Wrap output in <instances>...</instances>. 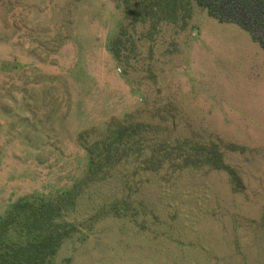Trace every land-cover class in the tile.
I'll use <instances>...</instances> for the list:
<instances>
[{
	"label": "rangeland",
	"instance_id": "374dc122",
	"mask_svg": "<svg viewBox=\"0 0 264 264\" xmlns=\"http://www.w3.org/2000/svg\"><path fill=\"white\" fill-rule=\"evenodd\" d=\"M194 1L188 19L177 8L149 34L126 0H0V218L69 188L86 169L79 135L94 140L146 105L114 61L116 39L132 67L159 75L139 89L168 108L174 136L217 146L239 178L233 188L224 170L199 168L150 180L146 221L137 211L124 228H77L53 264H264V50L239 18L219 22Z\"/></svg>",
	"mask_w": 264,
	"mask_h": 264
},
{
	"label": "trees",
	"instance_id": "16d2710c",
	"mask_svg": "<svg viewBox=\"0 0 264 264\" xmlns=\"http://www.w3.org/2000/svg\"><path fill=\"white\" fill-rule=\"evenodd\" d=\"M194 2L219 22L239 18L237 23L264 50V0ZM191 4L192 0H126L125 11L134 25L146 27L149 34H154L162 17L165 19V15L171 13L174 16L177 8L187 13L183 18L188 19ZM255 34L260 38H254ZM123 48L120 39L110 44V52L121 66L123 77L127 83L134 80L136 91L139 90L137 93L146 105L110 123L104 134L94 140H89L91 134L86 132L79 135L86 169L69 188L55 198L31 201L26 197L9 206L5 216L0 218V264H53L55 252L77 228L84 237L107 220L117 225L121 223L124 228L125 224L136 221L137 211L143 212L142 221H146L149 213L140 196L144 185L153 179L160 187H166L171 177L181 178L199 168L221 169L230 178L232 187H238V175L233 169L224 167L217 146L199 144L194 138L175 137L174 118L165 114L168 108L151 104L147 98L145 101L139 85L150 80L156 82L159 75L149 65L141 71L132 67L131 50L123 57ZM148 56L150 61L154 55L149 53ZM161 72L159 70V74ZM107 190L111 192L108 196ZM67 213H75L80 219L78 223L63 224ZM261 224L264 230V213Z\"/></svg>",
	"mask_w": 264,
	"mask_h": 264
}]
</instances>
